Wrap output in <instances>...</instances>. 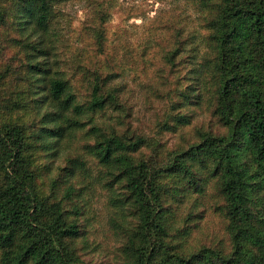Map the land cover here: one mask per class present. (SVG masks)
<instances>
[{"label": "trees", "instance_id": "1", "mask_svg": "<svg viewBox=\"0 0 264 264\" xmlns=\"http://www.w3.org/2000/svg\"><path fill=\"white\" fill-rule=\"evenodd\" d=\"M190 1L205 15L209 53L176 78L178 100L157 135L191 126L203 105L209 121L196 141L165 153L120 116L112 62L78 64L76 84L60 72L49 38L61 0H0V50L8 42L24 58L0 66V264H109L89 257L100 247L99 193L121 217L119 264H264V0ZM11 21L16 35L5 38ZM179 38L172 71L192 42ZM105 42L101 27V54ZM109 111L118 112L112 123ZM79 133L82 145L57 167L54 156ZM210 190L224 237L194 245Z\"/></svg>", "mask_w": 264, "mask_h": 264}, {"label": "rangeland", "instance_id": "2", "mask_svg": "<svg viewBox=\"0 0 264 264\" xmlns=\"http://www.w3.org/2000/svg\"><path fill=\"white\" fill-rule=\"evenodd\" d=\"M101 10L105 15L100 20ZM54 16L49 40L54 50L53 56L58 60V69L66 78L73 84L81 82L76 71L78 64L97 60L108 66V62H112L111 68L119 75L114 86L121 88V102L126 107L120 116L123 118L129 113L130 116L124 118L128 126L146 136L157 137L164 144L162 149L165 153L184 144V140H197V125L209 121L205 105L195 110L191 126L180 128L176 133L157 135L161 132L160 124L171 114L172 105L178 100L174 93L176 78L188 75L192 68L200 70L201 65H204V54L209 53L205 40V15L195 3L190 0H61L55 6ZM101 27L106 33L103 54L95 43V34ZM178 32L181 35L179 40L191 39L192 42H188L191 43L188 51L181 54L184 63L178 66L179 71L176 70V73L166 61L169 52L178 43ZM13 35L16 33L11 21L9 32L4 37ZM187 58L197 65H190ZM23 60V55L17 49L8 42H2L0 66L12 63L18 65ZM117 114L116 111H109L106 121L111 118L109 122H114L113 117ZM83 137L79 133L78 137L63 145L58 155L54 156L57 167H63L67 159L79 149ZM41 155L40 162L45 163ZM211 196L210 190L205 198L206 203L200 206L201 210H205V219L201 231L192 235L191 244L203 242L210 245L224 237L225 221L213 212L215 199H211ZM187 205L181 207L179 216L186 214ZM93 206L97 216L94 223L95 238L100 247L97 253L89 257L95 261L103 259L109 264H119L120 238L114 228L116 220L121 217L112 216L114 210L108 206L104 193L95 196Z\"/></svg>", "mask_w": 264, "mask_h": 264}]
</instances>
